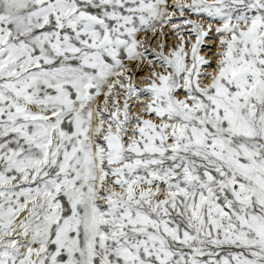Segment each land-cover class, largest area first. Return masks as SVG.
<instances>
[{
	"label": "snow or ice",
	"instance_id": "6c2138e0",
	"mask_svg": "<svg viewBox=\"0 0 264 264\" xmlns=\"http://www.w3.org/2000/svg\"><path fill=\"white\" fill-rule=\"evenodd\" d=\"M0 264H264V0H0Z\"/></svg>",
	"mask_w": 264,
	"mask_h": 264
}]
</instances>
